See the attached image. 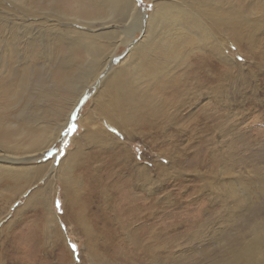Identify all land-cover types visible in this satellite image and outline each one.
Wrapping results in <instances>:
<instances>
[{
	"label": "rangeland",
	"instance_id": "1",
	"mask_svg": "<svg viewBox=\"0 0 264 264\" xmlns=\"http://www.w3.org/2000/svg\"><path fill=\"white\" fill-rule=\"evenodd\" d=\"M225 1L236 8L249 7L253 19L264 15V0ZM135 2L145 17L154 12V0ZM119 21L96 0H0V140L11 147H0V152L30 155L34 166L52 169L56 176L46 190L57 215L51 221L46 209L37 206L40 194L28 201L31 192L24 195L25 187L10 188L14 181L5 179L0 184V264H90L86 238L71 232L65 218L69 190H83L79 199L84 207L95 210L108 204L118 187L119 161L113 159L117 149L105 150L94 134L90 141L84 137L90 135L88 128H104L114 142L126 146L128 168L145 167L150 174L153 193L148 200L165 202L167 251L163 259L149 258L148 264H224L252 242L256 228L264 227V29L253 33L252 42L246 33L235 37L231 31L220 32L221 56L206 50L213 41L210 33L199 39L165 22L154 43L155 53L147 50L137 63L152 62L151 69L172 87L148 90L150 102L145 109L152 114L130 113L121 133L106 122V127L101 124L98 103H107L105 81L123 61L130 65L134 57L130 48L144 31L123 43ZM86 28L107 35L95 43L102 65L80 44L88 41L82 34ZM113 50L116 57L109 60ZM207 56L214 63L212 73L204 72L199 78L205 82L212 77L213 82L199 87L198 97L192 100L196 104L189 105L185 91L191 87L190 80L183 72L190 65L199 66ZM133 69L129 82L135 81ZM147 73L146 68L141 73L144 80ZM181 94V102L188 106L177 117L175 101ZM192 117L200 120L196 134L188 132ZM50 135L60 140L52 148L28 146ZM97 150L104 152L100 172L108 179L101 188L102 198L94 196L99 190L88 187V177L84 187L65 177L70 162L74 166L84 162L71 161L75 151L88 157ZM158 166L165 171L160 176ZM40 178L34 192L47 187L45 177ZM159 178L162 187L156 184ZM136 256L145 258L140 251Z\"/></svg>",
	"mask_w": 264,
	"mask_h": 264
},
{
	"label": "bare ground",
	"instance_id": "2",
	"mask_svg": "<svg viewBox=\"0 0 264 264\" xmlns=\"http://www.w3.org/2000/svg\"><path fill=\"white\" fill-rule=\"evenodd\" d=\"M96 1L103 7H107L111 16H118L120 18L118 23L123 25V27L120 28V30H123L121 35L125 36L121 42L124 43L125 40L133 36V34L136 36L138 32L144 31L141 40L137 41L135 46L130 48V52L134 55L129 62L130 65H124L123 61L118 72L108 79L106 78L104 96L107 97V103H98V111L102 116L101 124L106 127V122L109 127L118 129L121 133H124L130 113L139 114L140 117L152 114L150 110L145 109L150 102V98L146 95L148 90H166L172 87L171 83L164 85L162 76L158 74V72L155 73L156 70L151 69L153 66L152 62L142 63L144 65L143 67L142 64L140 65L137 63V59L141 58L143 53H147V50L151 49V54L155 53L156 46L154 43L164 32L163 26L165 22L175 25V28L179 30H187L191 36L199 39L203 38L202 36L205 32L210 33V39L213 41L207 43L206 50H210L214 54L221 56L224 55V52L217 39V35L220 34V32L231 31V34L235 37H238L240 33H246L252 42L254 39V37H252L253 33H257L259 30L264 29V15L262 18L253 19L252 13L247 10L249 7L244 8L240 6L236 8L231 6V3H227L226 5L225 0H154V12L149 17H145V13H143L135 0ZM238 17H240V20H237ZM190 25L191 27H189ZM90 32V30L82 32L84 38H88L86 39L88 41L80 44L87 48L89 56L95 59L98 58L99 65H102L103 59L101 60V58H99L100 51L95 46V43L97 39L102 37L105 38L107 35ZM160 41L163 43V40ZM78 44V42H75L73 45ZM113 51V53L111 52L112 54L110 53L109 60L116 57L115 50ZM202 60L204 61H202L199 66L191 67L190 65V67L183 72V77H188L190 80L191 87L185 91L189 105L196 104V102H192V100L197 96L199 87L201 88V86L213 82L212 77L205 82L200 80V74L205 72L209 75L212 73L214 67L213 60L210 57H204ZM107 66L106 62L103 67ZM133 66L134 69L132 68ZM145 68L148 71L146 80L143 79L144 76L141 74ZM132 69L135 81L129 82L128 73L132 71ZM82 79L84 81L83 77H81V80ZM180 84L181 80L179 79V85ZM142 85H146V87ZM206 88L208 87L206 86ZM182 96L181 94L175 101L178 102L176 105L177 117L181 116L184 108L188 106L181 102ZM198 119L194 117L191 118L193 124H191V129H188L189 133L196 134L199 130L198 126L200 120ZM120 125H122V127H120ZM184 125H182V127ZM179 127L176 128L178 129ZM210 131H206L207 134ZM87 132L90 133V135L94 134V139L96 138L102 141L104 143V147L102 146V148H105V150L117 149L116 152H113L114 158H112L119 161L116 170V174L119 176L117 180H115L118 187L115 186V198L110 199L108 204L105 203V205L101 207L97 206L95 210L90 209L89 206L84 207L85 203L83 204L79 199L83 190L71 187V190L74 191L72 192L68 187L65 188L66 191L67 189L70 191L68 196L69 207L65 215L67 225L70 226L71 232L75 233V231H78L86 238L88 242V247L86 248L88 257L87 262L90 264H148L151 258L163 259L167 251L165 246L166 240H168L166 239L167 230L166 218L164 215L166 205L165 202L157 200L151 202L148 200L147 196L153 193L150 188L153 182L147 168H128L124 156L125 153L128 152V148L118 141L114 142V137L110 135L109 131L104 128L103 130L100 128L98 131H92L88 128ZM175 133L182 134V132L179 131ZM90 135L87 136L85 134L84 137H88L87 139L90 141L92 137V135ZM48 137H41L37 141L33 139L34 141L28 146H38V148H42L41 150H48L60 141L58 137H51V135ZM9 144V142H2L0 140V147L2 148L8 147L11 149ZM3 152H0V184L3 183L5 179H10L14 181V186H10V188L25 187L22 194L24 193V195H26L28 191L29 193L31 192L28 201L34 200V196L40 194V199H37V206L46 209L51 216V221L57 220L55 211L50 207V191L46 190L50 188L49 186L51 185L49 181L54 179L56 174L52 172L50 167L48 169L47 166H34L32 164L34 161L33 156H9V153L7 154L5 150ZM101 152L104 153L101 150H97L93 155L84 157L81 152L75 151V153L72 154L73 157L72 155L70 156L74 158V160L71 161L75 162V160L80 159V161L84 160V162L83 164L74 166L69 161L70 165L65 169V177L68 180L72 178L71 181H73L69 182L73 185L77 183L81 184L82 187H84V177H88L90 181L88 187H92V189L96 191L99 190L94 196H100L102 198L104 193L101 188L108 182V179L100 172ZM105 159L107 160L108 156H106ZM91 161L94 163L90 164ZM162 167L158 166L160 169L158 176L165 172ZM43 176L45 177L47 187L39 188L34 192L33 190L38 188L35 187V184H37L36 181H39V177L43 179ZM159 179V182H156V184L162 187L163 179ZM24 183H27V185L25 186ZM93 193L90 194L89 200L92 199ZM22 194L20 196H22ZM107 201L108 199H106V202ZM66 247L68 248V246ZM139 251L145 254V258H138V256H136ZM233 256L234 259L229 260L227 263L224 262V264H264V227L256 228L252 242L247 245L243 251Z\"/></svg>",
	"mask_w": 264,
	"mask_h": 264
},
{
	"label": "snow or ice",
	"instance_id": "3",
	"mask_svg": "<svg viewBox=\"0 0 264 264\" xmlns=\"http://www.w3.org/2000/svg\"><path fill=\"white\" fill-rule=\"evenodd\" d=\"M56 207H57V208L60 207L59 201L56 202ZM72 249H73V251H75V246H74V245L72 246Z\"/></svg>",
	"mask_w": 264,
	"mask_h": 264
}]
</instances>
